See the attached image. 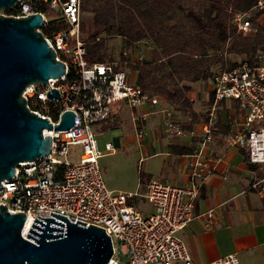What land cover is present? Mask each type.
Instances as JSON below:
<instances>
[{
	"label": "built area",
	"instance_id": "obj_1",
	"mask_svg": "<svg viewBox=\"0 0 264 264\" xmlns=\"http://www.w3.org/2000/svg\"><path fill=\"white\" fill-rule=\"evenodd\" d=\"M7 9L10 10L7 15L15 16L41 13L45 23L40 30L57 58L66 65L60 77H51L47 83L34 81L26 85L22 95L27 99V106L51 120L53 125L60 122L65 111L72 110L75 123L68 129H44L45 134L52 136L50 153L21 162L15 174L2 182L0 204L11 212L26 213L24 235H27L26 224L30 222V229L37 215L57 218L51 211L65 214L75 223L80 219L86 225L104 227L114 250L108 264H195L181 231L199 215L196 200L200 188L215 169L208 162L206 152L219 122L220 101H238L244 110L245 128L231 132V143L245 146L250 161L264 165V51L256 64L245 61L213 72L214 100L201 124L203 133L194 145L189 181L179 185L151 177L142 195L152 205V211L144 212L130 201L140 193L118 192L108 186L99 162L103 152L95 125L108 119L122 103L130 108L149 104L154 111H163L168 134L183 133L173 109L162 106L168 99L161 94H150L136 82L135 72L127 71L145 58L150 40L124 46L114 60L92 62L86 57L87 47L82 37V0H17ZM253 9L264 12V0H255ZM50 18L62 26L47 34L44 27ZM234 21L240 30H255L250 11L237 13ZM122 55L126 56L125 60ZM122 62L127 67L117 66ZM54 87L60 92L57 98L47 95ZM141 116L134 117L139 137L146 134L139 121ZM74 146L79 147L78 155L72 151ZM106 149L114 151L115 146L108 142ZM253 186L264 192V176ZM202 214L213 219L215 210ZM210 264L244 263L237 253H229Z\"/></svg>",
	"mask_w": 264,
	"mask_h": 264
},
{
	"label": "crops",
	"instance_id": "obj_2",
	"mask_svg": "<svg viewBox=\"0 0 264 264\" xmlns=\"http://www.w3.org/2000/svg\"><path fill=\"white\" fill-rule=\"evenodd\" d=\"M189 97L193 106L188 111L176 109L169 102L162 105L173 109L183 129L180 135L168 134L163 111H154L149 104L130 108L122 103L108 119L95 125V131L98 127L125 125L127 121L133 125L135 134L127 137V141L123 135L117 137L114 151L125 140L137 141L144 153L140 161L145 166L137 183L121 190L140 193L130 201L144 212L152 211V205L142 195L151 177L179 185L189 181L194 145L203 133L201 124L214 100L211 79L194 82ZM135 115L144 116L139 119L146 129L143 137L137 135ZM218 120L214 140L206 152L208 162L215 169L200 188L196 200L199 215L184 227L181 235L195 264H210L229 253H237L244 264H264V192L253 186L264 176V165L251 162L245 146L231 143V132L245 128L244 110L237 100L219 102ZM212 208L213 219L202 214Z\"/></svg>",
	"mask_w": 264,
	"mask_h": 264
},
{
	"label": "trees",
	"instance_id": "obj_3",
	"mask_svg": "<svg viewBox=\"0 0 264 264\" xmlns=\"http://www.w3.org/2000/svg\"><path fill=\"white\" fill-rule=\"evenodd\" d=\"M255 0H82L81 28L92 62L117 58L124 46L148 39L145 58L131 68L150 94L164 95L182 111L192 109L193 83L241 62L258 63L264 51V12ZM250 11L255 30L238 29L234 17ZM10 14V10L6 9ZM61 24L50 18L44 32ZM121 37L118 51L110 43ZM126 56L122 55V60ZM118 67H127L124 62ZM113 126V125H111ZM62 169V168H61Z\"/></svg>",
	"mask_w": 264,
	"mask_h": 264
},
{
	"label": "water",
	"instance_id": "obj_4",
	"mask_svg": "<svg viewBox=\"0 0 264 264\" xmlns=\"http://www.w3.org/2000/svg\"><path fill=\"white\" fill-rule=\"evenodd\" d=\"M17 0H0L7 9ZM41 13L15 16L0 13V187L23 161L51 151L49 129H68L75 112L67 110L55 125L27 106L22 95L34 81L47 83L66 70L64 61L44 37ZM48 91L59 97V89ZM37 215L27 235L23 234L25 212H11L0 204V264H108L113 255L111 236L104 227L58 212ZM80 222V223H78Z\"/></svg>",
	"mask_w": 264,
	"mask_h": 264
},
{
	"label": "rangeland",
	"instance_id": "obj_5",
	"mask_svg": "<svg viewBox=\"0 0 264 264\" xmlns=\"http://www.w3.org/2000/svg\"><path fill=\"white\" fill-rule=\"evenodd\" d=\"M0 13L6 14V9H0ZM121 42V37L117 36L110 40V43L115 45L117 51ZM127 71L130 74L134 73L131 68H128ZM96 134L99 147L103 152L99 162L104 171V177L108 186L119 192L136 184L138 176L144 168L145 163L140 161V158L144 156V153L141 147L138 146V142H125V140L127 141V137L135 134V129L133 125H130V121H127L125 125L113 126L106 129L98 127L96 129ZM121 135H123L125 139L124 143H122L120 147H117L116 151L109 152L106 149L107 143L112 142L115 146V139ZM72 151L78 155L79 147H72ZM71 159L76 160L80 159V157ZM135 199L136 196L133 200Z\"/></svg>",
	"mask_w": 264,
	"mask_h": 264
},
{
	"label": "bare ground",
	"instance_id": "obj_6",
	"mask_svg": "<svg viewBox=\"0 0 264 264\" xmlns=\"http://www.w3.org/2000/svg\"><path fill=\"white\" fill-rule=\"evenodd\" d=\"M30 222L28 221V223L26 224V226H25V228H24V233L25 234H28V232H29V224Z\"/></svg>",
	"mask_w": 264,
	"mask_h": 264
}]
</instances>
